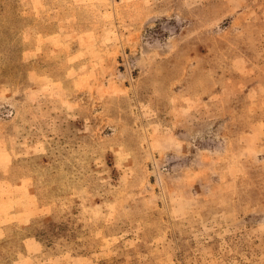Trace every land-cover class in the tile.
I'll use <instances>...</instances> for the list:
<instances>
[{"label": "rangeland", "instance_id": "rangeland-1", "mask_svg": "<svg viewBox=\"0 0 264 264\" xmlns=\"http://www.w3.org/2000/svg\"><path fill=\"white\" fill-rule=\"evenodd\" d=\"M0 264H264V0H0Z\"/></svg>", "mask_w": 264, "mask_h": 264}]
</instances>
